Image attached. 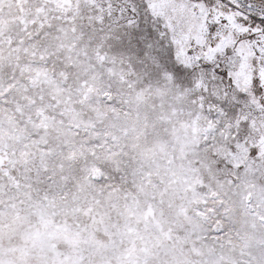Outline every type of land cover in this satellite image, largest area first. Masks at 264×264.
<instances>
[{"label": "snow or ice", "instance_id": "obj_1", "mask_svg": "<svg viewBox=\"0 0 264 264\" xmlns=\"http://www.w3.org/2000/svg\"><path fill=\"white\" fill-rule=\"evenodd\" d=\"M0 264H264V0H0Z\"/></svg>", "mask_w": 264, "mask_h": 264}]
</instances>
